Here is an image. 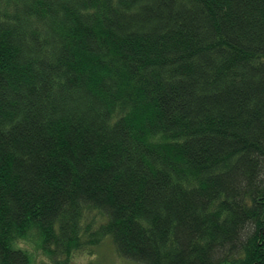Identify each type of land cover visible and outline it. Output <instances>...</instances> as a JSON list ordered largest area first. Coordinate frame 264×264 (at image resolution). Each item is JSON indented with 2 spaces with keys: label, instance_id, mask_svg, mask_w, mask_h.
<instances>
[{
  "label": "trees",
  "instance_id": "obj_1",
  "mask_svg": "<svg viewBox=\"0 0 264 264\" xmlns=\"http://www.w3.org/2000/svg\"><path fill=\"white\" fill-rule=\"evenodd\" d=\"M103 244L264 264V0H0V264Z\"/></svg>",
  "mask_w": 264,
  "mask_h": 264
},
{
  "label": "rangeland",
  "instance_id": "obj_2",
  "mask_svg": "<svg viewBox=\"0 0 264 264\" xmlns=\"http://www.w3.org/2000/svg\"><path fill=\"white\" fill-rule=\"evenodd\" d=\"M98 252L95 255L94 258L95 264H133L130 261H124L123 259L116 257L115 254H113V251L109 248V246L103 244L102 247L98 248ZM43 259L38 256V261H42ZM84 259L78 260L79 262H82Z\"/></svg>",
  "mask_w": 264,
  "mask_h": 264
}]
</instances>
